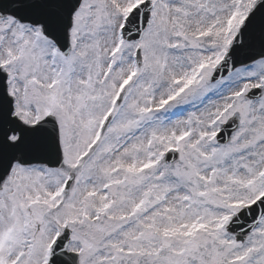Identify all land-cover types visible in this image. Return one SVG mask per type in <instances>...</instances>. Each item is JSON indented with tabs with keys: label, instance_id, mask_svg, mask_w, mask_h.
Returning <instances> with one entry per match:
<instances>
[{
	"label": "snow or ice",
	"instance_id": "6c2138e0",
	"mask_svg": "<svg viewBox=\"0 0 264 264\" xmlns=\"http://www.w3.org/2000/svg\"><path fill=\"white\" fill-rule=\"evenodd\" d=\"M0 264H264V0H0Z\"/></svg>",
	"mask_w": 264,
	"mask_h": 264
}]
</instances>
